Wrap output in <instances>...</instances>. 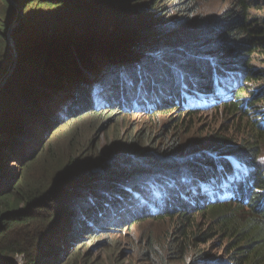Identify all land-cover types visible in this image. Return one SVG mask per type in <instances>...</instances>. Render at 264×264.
Segmentation results:
<instances>
[{
	"label": "trees",
	"instance_id": "trees-1",
	"mask_svg": "<svg viewBox=\"0 0 264 264\" xmlns=\"http://www.w3.org/2000/svg\"><path fill=\"white\" fill-rule=\"evenodd\" d=\"M13 1L23 13L12 32L16 61L8 41L18 21L11 0H3L0 11V264H67L86 245L78 244L80 238L169 220L175 235L168 233L165 244L143 233L142 255L149 264L185 262L218 237L229 245L228 264H264V85L247 89L261 80L251 63L254 54L264 55V25L250 14L251 0H233L201 40L205 46L190 42L199 33L181 34L200 12L198 0H167L172 5L165 9L160 0ZM162 11L182 19L155 23ZM199 18V32L209 31ZM163 40L173 43V62L180 56L184 67L174 75L163 66L170 51L161 53L167 57L154 54L162 47L155 42ZM113 77L102 98H86L69 110L77 104L73 98L59 105V115L54 112L57 90L92 89L96 80L101 87ZM221 108L245 118L254 110L260 119L253 112L237 140L218 134L197 146L172 142L160 152L138 149L133 138L121 143L129 152L104 158L91 149L93 141L90 149L83 147L85 126L64 134L73 147L63 158L46 148L51 132L43 141L51 126L57 130L71 115L76 123L94 122L142 110L151 118L180 112L195 120ZM31 134L32 144L17 143L18 136ZM37 163L38 180L30 183L22 170ZM11 164L17 166L13 174ZM133 213L139 215L126 223ZM197 215L209 224L201 226ZM207 256L194 252V262L203 264Z\"/></svg>",
	"mask_w": 264,
	"mask_h": 264
},
{
	"label": "rangeland",
	"instance_id": "rangeland-1",
	"mask_svg": "<svg viewBox=\"0 0 264 264\" xmlns=\"http://www.w3.org/2000/svg\"><path fill=\"white\" fill-rule=\"evenodd\" d=\"M166 1L167 0H164V2H162L160 0L158 5L163 9H165L166 7H171V2L169 3ZM232 1L233 0H198L200 4V12L190 18L181 34L191 32L199 33L193 40H190V42L193 43L192 46H205L206 44H202L201 40L207 37L209 38L208 34L209 32H212V27H216L220 15L224 10L230 7ZM11 4L14 7L16 17L19 20L20 17H23V13L19 9L15 1L11 0ZM2 5L3 0H0V11L2 10ZM251 6L252 10L250 11V14L252 15V17L260 19L264 25V0H251ZM159 17L160 18L155 23H161L166 19V24H168V22H174V20L176 19H182L181 14L175 13L171 14L170 17L167 18L164 14V11L159 14ZM199 17L207 20L209 31L201 33L199 32ZM14 25L15 23L12 26ZM194 29L195 31L193 32L192 30ZM171 37L172 36H169L168 38ZM155 43L160 44L162 47L160 51L155 52L154 54L167 57V55L161 53H167L168 50L170 51V47H173V43H168V41L166 43L164 40L163 44L160 41ZM200 49H202V47ZM170 53L171 54L168 57L169 61L167 62L166 60L165 62V60H163V66L171 68L170 73L174 75V70L176 71V69H184V67L179 64L178 58H180V56L177 57V61L173 62V60L175 59L174 56L176 54L174 55L172 53H175V51H170ZM198 54L206 55L203 53ZM252 58L253 60L251 66L253 70L261 75V80L254 83L250 82L247 86V89L249 91L261 88L264 85V55L258 52L254 54ZM193 59L194 58H191V60ZM131 61H134V59H131ZM117 63L119 64L121 63V61L119 60L117 61ZM134 65V62L131 63L127 67V69H132ZM122 71L123 70H121L120 72ZM180 76L181 74H179L178 72L176 77ZM96 81L99 82V80ZM113 81L114 77L107 80L101 87H98V82H95V85L92 87V89L85 88V86L81 89L70 86L68 88L64 87L63 89L57 90L58 95L54 99V102L56 103V110H54V112L59 115L60 110L63 109L60 108V106L65 105L68 100L71 101L73 98H77V104L75 101H73L69 106L71 108L69 110H76L80 108V106L85 103L86 98L90 102L98 99V97L102 98V91L107 89V86H111ZM108 93L109 92H107V94ZM248 95L249 92H245L244 96L246 98H248ZM51 104L53 105V103ZM253 112L255 118L257 120L260 119L259 113L254 110L252 111V117L251 115H248V118H245V115L243 114H226L224 112V108L218 109L217 111L213 109L207 112H203L201 113V116L195 120H190L186 116L179 117L180 112H169V114H167L166 116L162 114L158 117L151 118L149 114L142 113V110H133V112H131L132 114L127 111H123L125 115L118 112L119 114L116 113L113 117L115 119H107L106 117H102L101 119H95L94 122L90 121V118H85L84 120H81V122L76 123V120H71L69 118L76 115H71L67 116V119L65 121L59 122L63 124L59 126L57 130H54L56 125L51 126V128L47 132L46 137L43 138V141H47V137L51 132L49 140H51L52 144L50 146L47 145L46 148H53V150H55L63 158L65 155H63V151L70 154L71 148L73 147L69 145L70 137L64 134H67V131L72 127L81 125L85 126V128H88L86 131H84V134L81 137V139H83V147H87V149H90L89 143L90 141H93L91 149H93L96 154H102L103 158L105 156H111L110 154H114L117 152H129V149L122 146L121 143L126 144L129 141L134 142L133 138L137 139L138 149H156L160 150L161 152L165 147L170 146L169 143L172 142L178 144V147H187L194 145L197 146L202 141L210 140L218 134L221 136L232 137L234 140H237L239 139V134L245 128V123L253 121ZM80 114H83V112H80ZM168 123L178 124L174 127L172 125L164 129L162 126H165ZM180 123L184 124L180 125ZM101 126H103V128ZM89 127L92 128L89 129ZM34 138V134H31L30 138L29 135L18 136L17 143L23 142L32 144ZM239 144L243 145L242 143ZM74 147L77 152L79 148V142H76ZM16 167V165L11 164L8 166V169H10L13 174L14 168ZM40 167L41 165L37 163L29 167V169L28 167L25 168L24 170H22V177L27 174L28 181L30 183H35L38 180L37 173ZM144 209L145 208H143V210ZM135 215L138 216L139 214L133 213V216H127L128 218H126V223L132 224L133 220L131 219H133L132 217H135ZM196 217L201 226L206 227L209 224V220L205 217H202L201 215H197ZM171 225L172 223L170 222V220L166 221L165 223L158 224H154L152 222L144 224L137 223L128 230L125 227L122 228V232L117 233L113 231L111 232L112 234H108V232H105L98 238H95L91 241H89L88 238H80L78 244L83 243L84 241L86 245H84L77 253H75L72 259H70L67 264H149L148 259L145 257V255H142L145 241V239L143 238V233L151 232L158 239H162L163 243L165 244V237L168 233L172 232V235H175V229L171 228ZM93 241L94 243L92 244ZM226 243L227 241L224 242L222 238L218 237L213 241L202 243L200 246H198L197 251H199V253L203 252L208 255L205 258V262L203 264H211L214 262H218L219 264H228L230 261V248ZM194 252H192L187 257V261L178 264H198L194 262ZM19 264H21L20 261Z\"/></svg>",
	"mask_w": 264,
	"mask_h": 264
},
{
	"label": "water",
	"instance_id": "water-1",
	"mask_svg": "<svg viewBox=\"0 0 264 264\" xmlns=\"http://www.w3.org/2000/svg\"><path fill=\"white\" fill-rule=\"evenodd\" d=\"M21 18L17 21V23H15L14 26H12L8 32V41H9V46L13 49L14 51V60L16 61L17 60V57H18V53L16 52L15 50V43H14V39L12 38V32L14 30L15 27H17L21 21Z\"/></svg>",
	"mask_w": 264,
	"mask_h": 264
}]
</instances>
